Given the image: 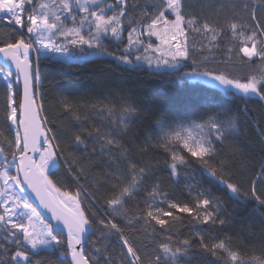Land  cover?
Here are the masks:
<instances>
[{
  "label": "snow or ice",
  "instance_id": "snow-or-ice-1",
  "mask_svg": "<svg viewBox=\"0 0 264 264\" xmlns=\"http://www.w3.org/2000/svg\"><path fill=\"white\" fill-rule=\"evenodd\" d=\"M258 7L264 0H231L221 21L189 0H0V264H264V243L259 252L252 243L257 226L264 234V157L249 174L246 151L250 130L264 152ZM225 37L226 62L252 66L246 75L204 55ZM96 59L109 67L95 99L78 103L61 89L50 107L44 82L62 73L48 65L83 69ZM125 73L205 78L229 103L207 101L190 115L166 108L161 92L140 105L115 83ZM193 165L221 194L195 176L182 200L164 191L159 172L178 181ZM177 213L188 216L187 236L172 232L169 220L184 224ZM137 225L149 243L128 235Z\"/></svg>",
  "mask_w": 264,
  "mask_h": 264
},
{
  "label": "trees",
  "instance_id": "trees-1",
  "mask_svg": "<svg viewBox=\"0 0 264 264\" xmlns=\"http://www.w3.org/2000/svg\"><path fill=\"white\" fill-rule=\"evenodd\" d=\"M141 3L144 0H140ZM193 5V11L201 15L202 18L207 17L209 19H215L219 16V19L223 21L224 15H229L227 10V5L230 4L231 0H189ZM220 4L225 5V12L223 14L218 13V8ZM205 5H210L211 7H205ZM264 11V9L257 8L258 14ZM115 47V45H113ZM227 38L222 41L221 48L215 50L213 53H204L208 56L210 60H214L211 67L218 68L220 71L229 72L233 75L243 76L249 73L252 70V66L239 64L235 61L233 57V62L228 63L227 61ZM197 59H199V54H195ZM221 61H225L220 63ZM109 67V62L96 59L93 63L86 65L83 69H68L67 67L58 68L54 65H48L45 69L46 72L57 73L60 72L62 75H58L55 81L45 80L44 89L47 92V101L49 102L50 107H56V100L59 95L58 90H63L65 94L68 93L69 88H71L72 95L69 99L76 101L78 103H88L91 100L95 99L92 95V90L94 87L100 83L102 79V74ZM137 79H142L145 81V86L139 88L135 81ZM74 82V83H73ZM115 83L119 84L120 87L124 89H130L133 92L132 99L140 105L147 103L150 99L155 98L158 102L160 96L158 95L161 92H166V102L164 106L173 110L188 111L191 115L194 111L203 110V105L207 101L223 102L228 104L229 101L227 98H224L221 90L219 89H210L203 82H197L192 80H182L180 77L175 75L163 74L157 77H147V76H129L128 74H121L116 78ZM107 90V89H106ZM215 93H220V96H216ZM111 99V97H110ZM252 108H256L255 104L250 105ZM151 109H149V112ZM87 113L90 122L100 125L102 123L101 118L88 111L86 108H81V115ZM179 114V112H178ZM2 117V113H0ZM68 122L75 124V121L72 117H68ZM152 122L151 117L148 115V112L145 113V116L140 121L142 126H148ZM247 137L250 143L248 144L247 158L250 163L249 174L255 171L262 162V157H264V152L259 150V142L256 136L252 131L247 132ZM227 151V146H225ZM158 159H161L158 157ZM236 171L239 173L240 169L237 168ZM249 174L239 175L238 178L247 184L249 179ZM157 175L160 176L162 181V187L164 191L169 193V195L175 199H184L185 187L191 181L190 177L195 176L196 180L202 182L206 187H211L214 192L221 194L219 192L218 186L214 185L212 181L206 176L201 175L198 169V166L193 165V168L189 171L188 176L182 174L181 178L177 181L176 178L171 177L166 171H161ZM258 188L260 185H257ZM230 210L234 202L229 201ZM184 219V224H181L179 221L173 222L169 220L170 224H173L172 232L179 233L183 236H187L190 228L188 227V216L184 213H177ZM240 216L246 215L245 212H241ZM252 222L259 224L258 218H254ZM250 223V221H245V224ZM242 225L237 222L235 226L230 229L231 232H239ZM129 236H135L138 244H147L150 242L149 238H146L143 227L137 225L135 233L129 232ZM247 231L244 233V236L247 237ZM252 243L256 246V251L259 252L262 243H264V234L259 230V227L254 230V236Z\"/></svg>",
  "mask_w": 264,
  "mask_h": 264
},
{
  "label": "rangeland",
  "instance_id": "rangeland-1",
  "mask_svg": "<svg viewBox=\"0 0 264 264\" xmlns=\"http://www.w3.org/2000/svg\"><path fill=\"white\" fill-rule=\"evenodd\" d=\"M204 79H205V78L197 77V78H193V79H189V80L197 81V82H203Z\"/></svg>",
  "mask_w": 264,
  "mask_h": 264
}]
</instances>
